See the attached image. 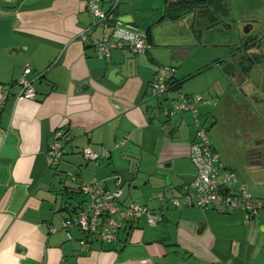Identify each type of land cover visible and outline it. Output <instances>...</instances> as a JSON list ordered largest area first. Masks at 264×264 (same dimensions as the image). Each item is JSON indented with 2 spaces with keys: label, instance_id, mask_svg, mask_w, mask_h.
<instances>
[{
  "label": "crops",
  "instance_id": "1",
  "mask_svg": "<svg viewBox=\"0 0 264 264\" xmlns=\"http://www.w3.org/2000/svg\"><path fill=\"white\" fill-rule=\"evenodd\" d=\"M87 1L0 0V264H264V210L246 224L240 211L167 205L156 226L141 217L125 240L83 251L79 229H69L68 238L62 225L85 204L84 182L111 191L118 183L121 204L139 201L159 212V192L180 197L196 177L192 115L161 111L181 93L182 78L175 71L174 85L160 97L150 82L159 66L199 46L187 30L202 7L188 5L202 0H118L117 20L146 33L151 47L141 55L115 49L104 59L80 38L93 24ZM114 2L101 0V7ZM224 4L236 13L229 0ZM255 7L264 9V0H242L239 19ZM105 34L99 26L89 33ZM26 67L33 100L19 98ZM58 128L65 153L51 164ZM85 148L109 155L86 160Z\"/></svg>",
  "mask_w": 264,
  "mask_h": 264
},
{
  "label": "built area",
  "instance_id": "2",
  "mask_svg": "<svg viewBox=\"0 0 264 264\" xmlns=\"http://www.w3.org/2000/svg\"><path fill=\"white\" fill-rule=\"evenodd\" d=\"M119 1L115 0L110 9L101 7V0H88L87 9L93 17V24L80 33L84 44L91 45L97 51L100 58H109L111 51L115 49H127L134 54H144L151 46L148 36L144 32L132 29L117 20L115 9ZM102 27L106 34L103 38L90 37V31L96 27ZM31 72L26 67L19 84L22 87L19 98L35 99L37 92L32 81L27 78ZM172 66H159L155 78L150 82V88L160 97L167 94L173 84ZM218 98H205L200 94L178 93L172 100V107H161L162 113L174 116L176 112H188L193 117L195 137L190 143L189 156L195 167L196 177L186 186V190L180 197L167 198L164 192H159L158 199L161 211L156 212L147 205L132 201L123 205L119 201L121 195L120 185L116 184L114 191L107 190L101 182H84L80 186V193L87 198L85 204L78 208L76 213L63 222L62 229L67 231L71 239L69 229H79L84 237L80 240L83 251H88L92 243H111L125 240L132 223L141 217L146 219L149 226H156L162 218L167 205L175 208L182 206L199 207L201 209H213L220 213H233L240 211L248 224L264 210V196H255L248 184L233 169L227 167L221 160L214 141L209 131L213 121L206 125L209 114L200 112L202 106L208 105L214 109L218 106ZM211 112V114L213 113ZM213 117V115H212ZM54 142L49 148L51 164H57L65 151L61 143L62 128L53 131ZM127 140L117 142L120 147ZM86 160L98 162L109 155L107 150L96 152L90 148L83 149ZM59 228L52 227L51 232Z\"/></svg>",
  "mask_w": 264,
  "mask_h": 264
},
{
  "label": "flooded vegetation",
  "instance_id": "3",
  "mask_svg": "<svg viewBox=\"0 0 264 264\" xmlns=\"http://www.w3.org/2000/svg\"><path fill=\"white\" fill-rule=\"evenodd\" d=\"M200 12L202 16L191 26L196 37L199 29L217 25L232 31L225 44L228 72L223 82L213 85L220 113L214 114L213 123L227 128L231 120H239L245 160L264 170V9L255 7L239 20L216 6H203Z\"/></svg>",
  "mask_w": 264,
  "mask_h": 264
},
{
  "label": "rangeland",
  "instance_id": "4",
  "mask_svg": "<svg viewBox=\"0 0 264 264\" xmlns=\"http://www.w3.org/2000/svg\"><path fill=\"white\" fill-rule=\"evenodd\" d=\"M241 1L229 0L232 12L234 10L236 12L231 13V15L235 16L237 20H239L238 8ZM191 26L188 28L187 34H192L193 40L199 46L193 47L185 59L179 62L170 60L168 64L178 66L175 71H178L179 77L182 78L179 90L181 93L200 94L205 98H215L213 85L223 82L225 73L228 72L227 59L224 58L228 54L225 44L230 41L232 31L217 25L212 29H199L200 31H197L198 37H196ZM166 35L167 37L163 34V41L170 39L171 35ZM180 39L184 38L180 36ZM168 57H171V54ZM209 65L211 67H208ZM212 111L213 108L208 105L200 108L202 114L210 115L206 125L213 121ZM239 123V120H231L227 128H223V125L215 122L209 134L221 156V160L227 167L243 177L250 184L251 190L255 194H264V170L254 164H247L244 156L246 146L243 143V136L241 137L242 132Z\"/></svg>",
  "mask_w": 264,
  "mask_h": 264
},
{
  "label": "trees",
  "instance_id": "5",
  "mask_svg": "<svg viewBox=\"0 0 264 264\" xmlns=\"http://www.w3.org/2000/svg\"><path fill=\"white\" fill-rule=\"evenodd\" d=\"M193 5L194 4L188 5V6L192 7V11H194L198 7H203V6L204 7L216 6L219 10L226 11L224 0H208V1L207 0H202V1H196L195 5L194 6ZM176 18H178V17H176Z\"/></svg>",
  "mask_w": 264,
  "mask_h": 264
},
{
  "label": "water",
  "instance_id": "6",
  "mask_svg": "<svg viewBox=\"0 0 264 264\" xmlns=\"http://www.w3.org/2000/svg\"><path fill=\"white\" fill-rule=\"evenodd\" d=\"M193 29V28H192ZM181 53H188L187 51H182ZM183 57V56H182Z\"/></svg>",
  "mask_w": 264,
  "mask_h": 264
}]
</instances>
